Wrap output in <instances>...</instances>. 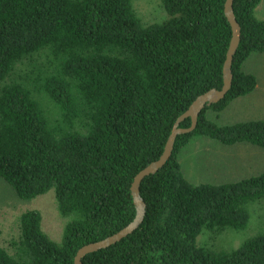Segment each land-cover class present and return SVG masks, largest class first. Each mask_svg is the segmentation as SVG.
I'll list each match as a JSON object with an SVG mask.
<instances>
[{
    "label": "trees",
    "instance_id": "trees-1",
    "mask_svg": "<svg viewBox=\"0 0 264 264\" xmlns=\"http://www.w3.org/2000/svg\"><path fill=\"white\" fill-rule=\"evenodd\" d=\"M226 1L162 0L166 18L145 23L132 0H0V178L22 199L53 191L67 219L58 242L38 210L23 213L16 253L0 245V264H76L80 248L134 220L136 175L160 158L195 99L224 85ZM261 2L234 0L232 86L142 181L143 222L83 264H264V171L193 183L180 162L196 136L264 148V119L218 125L207 116L257 88L244 63L264 52ZM253 212L256 234L221 247L218 238L248 227Z\"/></svg>",
    "mask_w": 264,
    "mask_h": 264
},
{
    "label": "rangeland",
    "instance_id": "rangeland-1",
    "mask_svg": "<svg viewBox=\"0 0 264 264\" xmlns=\"http://www.w3.org/2000/svg\"><path fill=\"white\" fill-rule=\"evenodd\" d=\"M133 5L145 23L161 22L166 18L162 0H132ZM258 17L264 19V0L256 9ZM244 70L257 76L258 85L254 92L237 100L229 118L213 110L210 119L218 125L241 116L246 109L251 118L264 119V52L250 55L244 63ZM244 117V116H242ZM235 120V119H234ZM180 162L185 176L193 183H223L259 174L264 171V148L244 142L226 145L206 136H196L181 151ZM30 210H38L42 215V227L55 241H61L67 219L61 216L53 191L34 199H22L14 189L0 178V245L10 254L16 253V242L21 235V215ZM255 212L248 227L242 230H228L218 238L221 247H238L255 235L259 221Z\"/></svg>",
    "mask_w": 264,
    "mask_h": 264
},
{
    "label": "water",
    "instance_id": "water-1",
    "mask_svg": "<svg viewBox=\"0 0 264 264\" xmlns=\"http://www.w3.org/2000/svg\"><path fill=\"white\" fill-rule=\"evenodd\" d=\"M233 4H234V0H227L225 4V12L232 26L233 36H232L231 44H230V47L227 53V59L224 64V85L222 89H219V90L211 89L207 91L206 93L199 95L195 99V101L190 105V107L182 115H180L178 119L176 120L174 127L172 129V132L166 143L164 152L162 153L160 158L150 163L147 167L142 169L136 175L134 182L132 184V194H133L134 203L137 209L134 220L130 224L125 226L123 229L118 231L117 233L103 240L87 244L83 246L82 248H80L75 257L76 264H83L82 259L88 253L95 252L100 249L109 247L112 244L119 242L124 237H126L128 234L133 232L136 228H138V226L143 222L145 214H146V204L140 193V186H141L142 181L144 180L145 177L156 173L169 160V158L171 157L173 153L175 140L177 136L181 133L190 132L194 130V128L196 127L198 123V117L200 113L212 103H215L219 101L220 99L224 98L228 90L231 88L232 79H233V73H232L233 56L236 53V50L241 40V27L235 16ZM187 118H191V121H192L190 128H187V129L181 128L179 126L180 123Z\"/></svg>",
    "mask_w": 264,
    "mask_h": 264
},
{
    "label": "crops",
    "instance_id": "crops-1",
    "mask_svg": "<svg viewBox=\"0 0 264 264\" xmlns=\"http://www.w3.org/2000/svg\"><path fill=\"white\" fill-rule=\"evenodd\" d=\"M251 94V93H250ZM250 94H248V95H246V96H243V97H240V98H237V99H235V100H233L232 102H230V104L224 109V110H222V111H220V113H222L223 112V114H224V116L227 118V120H228V118H229V112L228 111H231V110H233V105H234V103L237 101V100H242V99H244V98H246L247 96H249ZM210 110V109H209ZM234 110H242L241 111V116H237V117H233L232 116V120H230V122L229 123H227V124H232V123H236V122H240V121H247V120H256V119H260V118H251V117H249L247 114H248V112L246 111V109H241L240 107H236ZM213 113H215L214 112V110L212 111ZM216 112H219V111H216ZM247 113V114H246ZM210 114H211V112L209 113V115H208V113H207V116H208V118L210 119L212 116H210ZM242 116H244V117H242ZM235 119V120H234ZM224 125H226V124H224ZM244 143V142H243ZM180 159H181V157H180Z\"/></svg>",
    "mask_w": 264,
    "mask_h": 264
}]
</instances>
